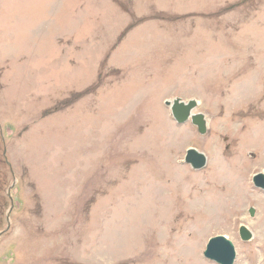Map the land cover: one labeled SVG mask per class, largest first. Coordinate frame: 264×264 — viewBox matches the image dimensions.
Returning a JSON list of instances; mask_svg holds the SVG:
<instances>
[{"label":"rangeland","instance_id":"374dc122","mask_svg":"<svg viewBox=\"0 0 264 264\" xmlns=\"http://www.w3.org/2000/svg\"><path fill=\"white\" fill-rule=\"evenodd\" d=\"M257 173L264 0H0V264H264Z\"/></svg>","mask_w":264,"mask_h":264},{"label":"water","instance_id":"95a60500","mask_svg":"<svg viewBox=\"0 0 264 264\" xmlns=\"http://www.w3.org/2000/svg\"><path fill=\"white\" fill-rule=\"evenodd\" d=\"M165 106L170 109L171 116L177 124H183L189 119L197 128L199 134L206 133V122L202 114H193L197 103L194 100L183 102L180 99L166 101ZM184 162L193 170H200L206 165V157L203 153L196 149L189 148L185 152ZM254 187L264 190V175L259 173L252 177ZM253 216L254 210L250 208L248 211ZM239 238L243 242H247L252 238L251 232L243 225L238 228ZM203 256L217 264H233L235 259V251L232 243L224 236H215L208 240Z\"/></svg>","mask_w":264,"mask_h":264},{"label":"bare ground","instance_id":"6f19581e","mask_svg":"<svg viewBox=\"0 0 264 264\" xmlns=\"http://www.w3.org/2000/svg\"><path fill=\"white\" fill-rule=\"evenodd\" d=\"M242 142H244V141H242ZM227 215H228V214H227ZM212 216H213V215H212ZM191 231H192V230H191ZM145 234L148 235L147 233H145ZM144 238H145V237H144ZM141 242H142V241H141ZM166 244L169 246V241H168ZM146 248H147V247H146ZM146 248H145V249H146ZM139 249H140V247H139ZM257 249H258V248H257ZM148 250H149V249H148ZM149 252H150V251H149ZM149 252H145V256H146V257H148V256L150 255ZM137 253H138V252H137ZM137 253H136V254H137ZM142 253H143V252H142ZM145 256H144V257H145ZM136 258H137V257H136ZM244 258H245V257H244ZM134 260H135V259H134ZM136 260H137V259H136ZM136 260H135V261H136ZM137 261H138V260H137ZM162 262H163V261H162ZM241 263H242V262L240 261V264H241ZM254 263H255V260L252 259V257H251L250 264H254ZM163 264H164V263H163Z\"/></svg>","mask_w":264,"mask_h":264}]
</instances>
